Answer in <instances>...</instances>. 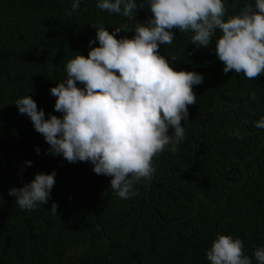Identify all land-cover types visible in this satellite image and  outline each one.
<instances>
[{"label": "trees", "instance_id": "1", "mask_svg": "<svg viewBox=\"0 0 264 264\" xmlns=\"http://www.w3.org/2000/svg\"><path fill=\"white\" fill-rule=\"evenodd\" d=\"M224 2L227 19L255 0ZM72 3L0 0V264H210L207 251L221 234L242 239L244 254L257 264L254 252L264 247V129L254 125L264 117V74H225L215 53L218 29L200 48L191 43V32L175 30L160 54L177 71L202 74L204 82L193 86L196 105L181 122L185 137L177 152L166 149L154 158L150 191L151 180H141L133 186L139 195L123 200L112 191L111 177L95 174L90 162L47 154L45 138L15 104L31 95L46 118H62L50 89L66 80L68 60L99 46L95 26L113 32L151 17L147 3L135 20L100 10L97 0H81L75 12ZM53 171L47 204L24 210L9 195L37 173ZM246 171L248 179L234 189ZM73 248L80 250L66 261Z\"/></svg>", "mask_w": 264, "mask_h": 264}, {"label": "clouds", "instance_id": "2", "mask_svg": "<svg viewBox=\"0 0 264 264\" xmlns=\"http://www.w3.org/2000/svg\"><path fill=\"white\" fill-rule=\"evenodd\" d=\"M80 3L73 0L72 11ZM145 3L151 12L146 22L125 23L113 32L97 25L99 46L90 48L87 56L78 53L66 62V80L50 89L56 97L54 109L63 113L62 118L54 114L46 118L31 95L15 102L50 146L47 154L62 155L69 163L90 162L95 174L111 177L112 191L123 200L139 195L135 184L151 180L155 157L166 149L177 152L185 137L181 122L189 116V106L196 105L193 86L204 82L202 74L177 71L160 54V45L172 44L175 30L191 32V43L200 48L211 44L218 29L215 53L225 74L234 72L248 79L264 74V0L246 4L227 19L224 0H97V7L135 20L134 13ZM121 31L135 35L117 38ZM251 99H257L254 92ZM254 126L264 129V117ZM234 134L243 139L238 129ZM26 163L31 166L32 162ZM56 175V171L37 173L30 183L11 188L9 195L24 210L47 204ZM57 208L53 202L54 215ZM243 249L242 239L221 234L207 251V260L253 264ZM254 256L257 264H264V247L257 248Z\"/></svg>", "mask_w": 264, "mask_h": 264}, {"label": "water", "instance_id": "3", "mask_svg": "<svg viewBox=\"0 0 264 264\" xmlns=\"http://www.w3.org/2000/svg\"><path fill=\"white\" fill-rule=\"evenodd\" d=\"M263 145V144H262ZM262 145L259 147L258 151L256 152L255 155H257L259 152H260V149L262 147ZM251 157H247L246 160H249ZM242 165H244V161L242 162ZM249 175H248V172L246 171V177L243 181H241L239 184H236L234 189L238 186V185H242L243 183H245V181L248 179ZM153 179L151 180L150 184H149V191H150V188H151V183H152ZM232 191V190H231ZM230 193V192H229ZM229 193L227 194L226 196V201L228 199V195ZM148 198H149V194H148ZM197 200V209H196V212H198V198L196 199ZM150 201V200H149ZM151 204V202H150ZM160 216V215H159ZM92 243L89 244V246H91ZM77 250H80V248H73L71 251H70V254L65 258L66 261H68L74 254ZM59 262H57L56 264H58Z\"/></svg>", "mask_w": 264, "mask_h": 264}]
</instances>
